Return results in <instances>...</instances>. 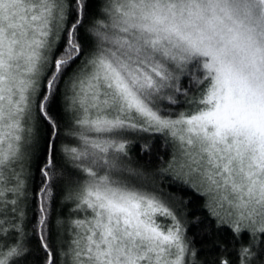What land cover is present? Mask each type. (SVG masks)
Listing matches in <instances>:
<instances>
[{
  "label": "snow or ice",
  "instance_id": "6c2138e0",
  "mask_svg": "<svg viewBox=\"0 0 264 264\" xmlns=\"http://www.w3.org/2000/svg\"><path fill=\"white\" fill-rule=\"evenodd\" d=\"M193 89L195 110L173 113ZM58 104L69 117L59 147ZM137 133L172 146L151 176L133 166ZM33 167L45 264H59L46 235L54 187L76 214L57 220L64 264H192L189 224L247 235L239 264H264V247L253 251L257 238L264 245V0H102L95 17L87 0H0V264L28 254ZM161 175L201 197L207 220H189L183 198L157 186Z\"/></svg>",
  "mask_w": 264,
  "mask_h": 264
},
{
  "label": "trees",
  "instance_id": "16d2710c",
  "mask_svg": "<svg viewBox=\"0 0 264 264\" xmlns=\"http://www.w3.org/2000/svg\"><path fill=\"white\" fill-rule=\"evenodd\" d=\"M102 0H87V11L90 17H95L100 10ZM89 24H85L81 29L82 42L88 44V37L86 29ZM193 72L199 76L200 72L193 68ZM199 98V92L193 89L190 92V96L179 97V103L177 105L170 106V110L173 113H191L195 110L196 105L188 103L189 100ZM164 107H169L168 102H163ZM54 117L57 118L61 123V136L58 140L57 146L69 142L64 139V133L68 131L65 125L67 124L69 117L64 113L62 107L58 104ZM48 125L41 122L39 125V137L40 145L37 150V158L43 159L44 145L48 134ZM132 141V147L130 156L133 161V166L141 167L145 169L151 176L155 173V170L162 166V161H167L172 152V146L166 136L158 133H137L128 137ZM148 143L154 145L151 150V154H141L140 144ZM158 157L160 159H158ZM42 184V177L39 171L35 167L32 168V178L29 181L28 186V198L24 203V232L25 242L28 248V254L21 259L20 264H45L47 259L45 251L40 246V241L36 235V221L38 218V190ZM156 184L160 187L165 194H170L176 198H183L186 204L185 211L188 213V219L191 220L194 216H200L203 220H207L208 213L203 208V199L193 193L191 189L182 186L179 182L172 181L167 176L161 175L157 180ZM74 205L70 202H65L64 192L62 188L53 189V198L50 205V216H49V227L46 231V235L49 237L48 243L53 248V259L58 260L59 264H64L63 251L60 250V246L63 245L67 239L65 228L58 227L57 220L65 221L69 224L74 218L73 213ZM164 224L169 223L168 220L158 218ZM188 237L191 240V246L196 252L195 257H190L192 264H216L219 258L224 257L236 261L237 253L242 246L250 244V239L247 235H244L240 242H236L233 238V234L227 227L222 229L212 228L209 232L205 233L194 225H187ZM227 251L224 250V247ZM261 247L257 238L256 247L253 251L259 252ZM256 264H261L257 261Z\"/></svg>",
  "mask_w": 264,
  "mask_h": 264
},
{
  "label": "rangeland",
  "instance_id": "374dc122",
  "mask_svg": "<svg viewBox=\"0 0 264 264\" xmlns=\"http://www.w3.org/2000/svg\"><path fill=\"white\" fill-rule=\"evenodd\" d=\"M74 218H76V214H75ZM74 218H73V219H74Z\"/></svg>",
  "mask_w": 264,
  "mask_h": 264
}]
</instances>
